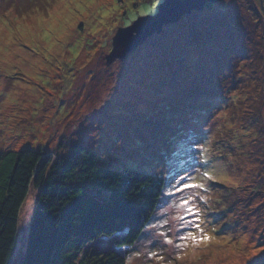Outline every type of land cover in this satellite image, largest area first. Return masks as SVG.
<instances>
[{"label": "rangeland", "instance_id": "rangeland-1", "mask_svg": "<svg viewBox=\"0 0 264 264\" xmlns=\"http://www.w3.org/2000/svg\"><path fill=\"white\" fill-rule=\"evenodd\" d=\"M162 2L0 0V152L81 142L162 178L126 264H264V0L206 2L107 64L118 28Z\"/></svg>", "mask_w": 264, "mask_h": 264}, {"label": "trees", "instance_id": "trees-1", "mask_svg": "<svg viewBox=\"0 0 264 264\" xmlns=\"http://www.w3.org/2000/svg\"><path fill=\"white\" fill-rule=\"evenodd\" d=\"M98 156L84 143L62 141L53 151L38 146L0 152V264H11L31 189L27 241L16 264H126L165 182L102 165Z\"/></svg>", "mask_w": 264, "mask_h": 264}, {"label": "water", "instance_id": "water-1", "mask_svg": "<svg viewBox=\"0 0 264 264\" xmlns=\"http://www.w3.org/2000/svg\"><path fill=\"white\" fill-rule=\"evenodd\" d=\"M219 0H163L153 15L137 17L126 27L118 28L112 38V49L106 56L107 64L122 59L133 52L154 32H159L162 25L175 22L193 9H199L206 2ZM197 4V5H196Z\"/></svg>", "mask_w": 264, "mask_h": 264}, {"label": "snow or ice", "instance_id": "snow-or-ice-1", "mask_svg": "<svg viewBox=\"0 0 264 264\" xmlns=\"http://www.w3.org/2000/svg\"><path fill=\"white\" fill-rule=\"evenodd\" d=\"M205 175H207V173H205ZM180 179L184 180L185 178L184 177H180ZM189 179H191V178H189ZM174 187H175V191L176 192H183L184 189H187V188H199V187H202V185L194 184V183H183L182 186H174ZM188 204H189V199L188 198H182L180 200V202L175 205V207L184 209V211L186 213H191L193 211V209L190 208V207H186ZM176 219L184 220V217L183 216H178V217H176ZM160 235H163V233H161ZM189 237L192 238V239H195V237H192L191 233H189ZM186 238H188V237H181V239H186ZM204 239H207V237H204ZM165 242L169 243V244L172 243L171 240H166Z\"/></svg>", "mask_w": 264, "mask_h": 264}]
</instances>
